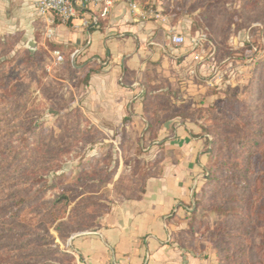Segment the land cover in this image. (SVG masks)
I'll use <instances>...</instances> for the list:
<instances>
[{"label":"crops","instance_id":"crops-1","mask_svg":"<svg viewBox=\"0 0 264 264\" xmlns=\"http://www.w3.org/2000/svg\"><path fill=\"white\" fill-rule=\"evenodd\" d=\"M85 16L86 28L58 18L50 25L38 15L35 0H0V34L22 31L21 44L43 47L50 59L54 49L64 56L70 51L72 65L84 73L82 109L94 126L103 131L122 126L132 138L149 140L144 150L151 148L152 158L163 155L144 191L116 197L96 230L70 238L75 264H203L173 242L177 217H172L185 213L201 192L209 136L200 121L179 115L161 118L152 138L143 117L144 96L151 90L167 94L179 112L185 97L201 98L200 77L211 66L189 42L191 20L173 21L166 14L144 18L124 1L107 13L99 7ZM172 27L187 37L185 44L173 43Z\"/></svg>","mask_w":264,"mask_h":264},{"label":"trees","instance_id":"trees-1","mask_svg":"<svg viewBox=\"0 0 264 264\" xmlns=\"http://www.w3.org/2000/svg\"><path fill=\"white\" fill-rule=\"evenodd\" d=\"M22 37V31L0 37L1 51L14 52L10 59L0 62V88L9 90L0 93V264H62L58 260L60 256L69 257L75 264V256L61 247L51 229L60 239L67 240L72 232L91 227V224L76 221V216L66 219L65 215L78 209V203L68 208L76 199L82 196L85 199L84 190L90 187L98 190L110 180L112 173L107 172L94 181L88 174L86 177L80 174L82 184L73 188L71 195L61 193L42 207L47 192L57 186L56 180L61 176L54 175V182L49 183L47 175L41 172L50 163L38 162L37 151L30 143L29 135L35 132L37 125L17 123L26 109L30 88V84L23 83L22 76L31 73L30 82L35 81L48 97H52L58 87L44 80L47 73L43 61L47 50L41 46L29 49L21 44ZM49 47L57 48L51 43ZM70 67L74 72L80 71L72 63ZM254 81L255 99H230L222 113L211 109L212 114L210 112L204 124L209 134V160L203 195L197 206L202 205L206 212L222 217L217 225L207 228L208 241L216 250L217 264H264V107L258 103L259 97L262 98L258 75ZM152 91L144 96L143 117L148 124L146 131L153 138L157 137L161 118L189 115L185 111L167 112L170 97ZM161 111L165 113L160 115ZM18 133L21 135L15 140ZM53 136L52 133L44 143L48 151L63 144ZM162 161L163 155L151 161L149 169L143 173L146 181ZM144 189L145 186L139 191ZM96 190L86 197L85 208H96L97 217L107 214L111 207L103 198L94 197ZM103 207L107 210L98 211Z\"/></svg>","mask_w":264,"mask_h":264},{"label":"rangeland","instance_id":"rangeland-1","mask_svg":"<svg viewBox=\"0 0 264 264\" xmlns=\"http://www.w3.org/2000/svg\"><path fill=\"white\" fill-rule=\"evenodd\" d=\"M133 1L143 11L154 12L149 16L159 13L161 17L162 14L168 15L173 21L190 19L192 30L189 35L201 32L207 35V41L200 49L202 58L199 59L209 64L211 70L206 75L201 74L200 84L203 89L201 98L191 96L183 99L185 113L197 122L200 121L205 134L209 136L204 124L210 112L212 114L211 109L216 108L217 112L222 113L230 99L256 98L253 96L257 93L254 81L257 75L261 80L259 88L262 97L261 100L259 97L258 103L264 107V0ZM3 35L0 34V37ZM13 53L1 51L0 48V62L10 59ZM47 55L43 61L47 73L44 80L56 85L58 89L52 97H48L35 81L30 82L31 73L22 76L23 83L30 84V88L26 109L17 121L23 126L37 125L29 139L37 151V161L41 164L50 163L49 167L41 170L47 175L49 183L54 182V175L61 176L56 180L57 186L47 192L41 202L42 207L48 206L61 193L70 194L73 188L80 186L82 184L80 174L85 177L88 174L94 181L106 176L107 172L112 173L110 180L98 190L90 187L84 190L85 199L82 196L71 203L69 210L77 203L78 209L66 213V219L76 216L74 219L81 221L83 225H92L72 232V237L78 233L96 230L98 227H95L104 216L100 214L96 217L98 213L96 208L94 210L91 207L85 208L86 197L96 190L98 192L94 197L103 198L109 207H112L116 197L138 195L139 190L145 186L146 179L143 173L149 169L151 161L162 154L152 158L151 148L144 150L149 146V140L142 141L139 134L132 138L122 126L112 128L110 131H103L94 126L90 119L91 115L82 109L81 95L85 83L83 71L74 72L71 69V58L67 54L65 61L58 65L51 62L50 53L47 52ZM259 62L260 67L257 66ZM4 92L9 90L0 88V93ZM78 109L79 112H73ZM166 111L171 114L179 113L172 106ZM162 113L165 111H161L160 115ZM52 133L53 137H57L63 144L56 145L48 151L44 143ZM19 135L21 133L15 136V140ZM202 195L201 189L185 213L172 217L174 219L177 217L174 223L176 228L173 242L184 252H190L199 258L203 264H217L216 250L208 241L207 228L217 225L222 217L206 212L202 205L197 206V201ZM105 208L98 211L102 209L106 211ZM51 231L61 247L70 252L67 244L71 237L62 240L53 228ZM255 240L258 241V238L255 237ZM58 260L62 264H74L69 257L60 256Z\"/></svg>","mask_w":264,"mask_h":264},{"label":"built area","instance_id":"built-area-1","mask_svg":"<svg viewBox=\"0 0 264 264\" xmlns=\"http://www.w3.org/2000/svg\"><path fill=\"white\" fill-rule=\"evenodd\" d=\"M121 1L127 2L132 10L139 12L144 18L154 13L153 11H143L133 0H35V4L38 15L50 25L58 18L63 22L75 23V21H79L76 25L86 28L90 25L89 19L85 16L89 10L101 7L107 13L110 8ZM155 16L161 17L159 13H156ZM170 31L172 41L176 45H183L187 42V37L177 32L174 27ZM46 32L47 37H51L53 30L49 27ZM188 39L195 49L200 50L207 41V35L201 32L189 36ZM64 61L65 56L60 50L54 49L51 52V62L53 64L58 65ZM48 68L50 69V66Z\"/></svg>","mask_w":264,"mask_h":264},{"label":"water","instance_id":"water-1","mask_svg":"<svg viewBox=\"0 0 264 264\" xmlns=\"http://www.w3.org/2000/svg\"><path fill=\"white\" fill-rule=\"evenodd\" d=\"M29 48H30L31 50H34V49H35V44H34L33 42H30V43H29Z\"/></svg>","mask_w":264,"mask_h":264}]
</instances>
